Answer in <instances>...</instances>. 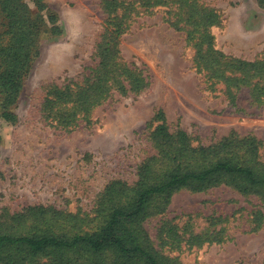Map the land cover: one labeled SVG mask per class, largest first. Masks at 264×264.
<instances>
[{
  "label": "rangeland",
  "instance_id": "1",
  "mask_svg": "<svg viewBox=\"0 0 264 264\" xmlns=\"http://www.w3.org/2000/svg\"><path fill=\"white\" fill-rule=\"evenodd\" d=\"M33 1L26 0L32 8ZM132 1L138 14L119 49L122 60L143 71L149 85L139 94L114 95L93 111L91 125L70 131L47 120L43 104L51 87L80 79L98 63L105 14L101 0H46L59 16L62 33L41 41L13 109L17 123L0 118V215L33 206L92 215L111 182H137L141 163L155 153L149 123L159 110L172 128L186 131L197 144L215 143L232 132L264 143V102H255L244 88L236 97L238 106L230 104L222 86L209 87L193 44L169 25L167 9L145 11L138 7L140 0ZM197 2L219 15V24L211 28L216 51L246 63L264 61V9L256 0ZM144 227L154 248L180 264H264V202L228 187L183 190ZM169 227L176 230L175 239L168 236ZM192 235L201 241H192Z\"/></svg>",
  "mask_w": 264,
  "mask_h": 264
},
{
  "label": "trees",
  "instance_id": "2",
  "mask_svg": "<svg viewBox=\"0 0 264 264\" xmlns=\"http://www.w3.org/2000/svg\"><path fill=\"white\" fill-rule=\"evenodd\" d=\"M101 1L105 27L97 45L98 63L80 79L54 85L46 94L43 113L62 129L91 125L93 111L114 95L139 94L149 85L143 71L122 60L119 49L120 38L138 14L136 2ZM256 1L264 9V0ZM33 4L0 0V118L7 123L18 121L13 109L40 55L41 41L62 33L59 16L46 0ZM138 7L167 9L169 25L193 44L209 87L222 86L230 104L238 106L236 97L244 88L255 102H264V61L246 63L215 50L211 28L220 19L214 10L197 0H140ZM149 130L155 153L141 163L137 182H111L92 215L46 206L0 215V264H180L154 248L144 227L146 220L166 211L175 194L224 186L264 202V143L255 136L232 132L215 143L197 144L186 131L172 128L162 110ZM168 236L175 239L176 230L169 227Z\"/></svg>",
  "mask_w": 264,
  "mask_h": 264
}]
</instances>
